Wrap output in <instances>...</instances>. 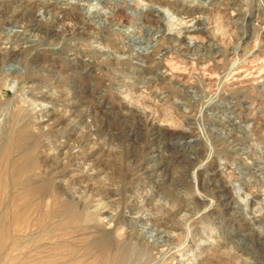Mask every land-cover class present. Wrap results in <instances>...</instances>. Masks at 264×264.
I'll use <instances>...</instances> for the list:
<instances>
[{"label": "rangeland", "instance_id": "obj_1", "mask_svg": "<svg viewBox=\"0 0 264 264\" xmlns=\"http://www.w3.org/2000/svg\"><path fill=\"white\" fill-rule=\"evenodd\" d=\"M263 210L264 0H0V264H264Z\"/></svg>", "mask_w": 264, "mask_h": 264}, {"label": "bare ground", "instance_id": "obj_2", "mask_svg": "<svg viewBox=\"0 0 264 264\" xmlns=\"http://www.w3.org/2000/svg\"><path fill=\"white\" fill-rule=\"evenodd\" d=\"M256 2H258L259 3V0H256ZM195 3V2H194ZM98 5V4H97ZM172 18H174L175 19V17H172ZM172 18H171V20H172ZM18 37V36H17ZM147 54V52L144 54L143 53V55L142 56H144L145 57V55ZM146 59V58H145ZM112 60V59H111ZM146 61V60H145ZM121 65V64H120ZM10 75L12 74H15V73H13V72H10L9 73ZM19 74V73H18ZM128 74V73H127ZM10 76V80H8L9 82H8V84H12V85H16V87H17V79L14 77V75L13 76ZM8 76V75H7ZM147 76V75H146ZM19 77V76H18ZM8 78V77H7ZM9 79V78H8ZM17 91V90H16ZM15 92V91H14ZM27 101V100H26ZM42 106V105H41ZM86 140V139H85ZM194 182H195V184L197 185V180L196 179H194ZM94 190V189H93ZM249 206V205H248ZM264 211V210H263ZM147 213V212H146ZM249 220V219H248ZM257 227V226H256ZM132 243V242H131ZM137 247V246H136Z\"/></svg>", "mask_w": 264, "mask_h": 264}]
</instances>
